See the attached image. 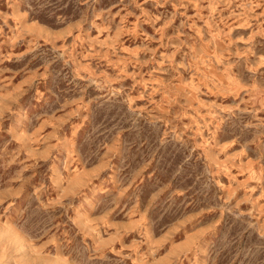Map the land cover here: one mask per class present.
Wrapping results in <instances>:
<instances>
[{
  "label": "rangeland",
  "instance_id": "374dc122",
  "mask_svg": "<svg viewBox=\"0 0 264 264\" xmlns=\"http://www.w3.org/2000/svg\"><path fill=\"white\" fill-rule=\"evenodd\" d=\"M0 264H264V0H0Z\"/></svg>",
  "mask_w": 264,
  "mask_h": 264
}]
</instances>
